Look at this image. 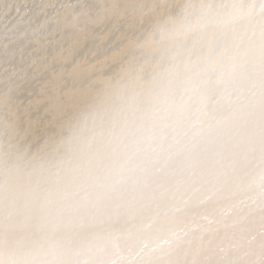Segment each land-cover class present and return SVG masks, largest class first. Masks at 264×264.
Here are the masks:
<instances>
[{"label":"bare ground","instance_id":"6f19581e","mask_svg":"<svg viewBox=\"0 0 264 264\" xmlns=\"http://www.w3.org/2000/svg\"><path fill=\"white\" fill-rule=\"evenodd\" d=\"M221 211L264 264V0H0V264H137Z\"/></svg>","mask_w":264,"mask_h":264},{"label":"snow or ice","instance_id":"6c2138e0","mask_svg":"<svg viewBox=\"0 0 264 264\" xmlns=\"http://www.w3.org/2000/svg\"><path fill=\"white\" fill-rule=\"evenodd\" d=\"M211 200V195H205L200 189L193 190L184 202L186 208L179 211L187 212V208L198 207ZM230 215V212L221 211L218 214L191 216L186 228L174 233L172 239L165 241L167 248L159 245L149 247L145 243L141 250L143 256L137 264H174L170 257L183 245H187L185 257L189 252L192 254L191 259L186 258L184 264H232L229 257L235 245L233 237L227 231Z\"/></svg>","mask_w":264,"mask_h":264}]
</instances>
